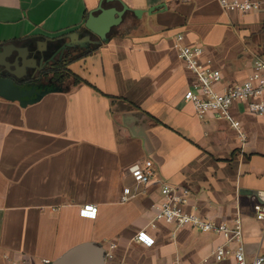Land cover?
I'll use <instances>...</instances> for the list:
<instances>
[{
    "label": "crops",
    "instance_id": "crops-1",
    "mask_svg": "<svg viewBox=\"0 0 264 264\" xmlns=\"http://www.w3.org/2000/svg\"><path fill=\"white\" fill-rule=\"evenodd\" d=\"M254 1L239 12L218 0H0V70L23 88L43 67L61 72L46 79L60 90L36 102L0 97V260L53 262L90 242L111 264H235L214 261L216 233L147 225L159 184L136 188L127 171L146 158L155 178L187 186L201 213L228 221L238 208L246 258L264 254L252 212L264 202V115L232 104L243 141L229 119L198 117L183 99L193 75L173 48L178 34L201 45L220 90L245 80L264 56V0ZM106 21L103 38L86 26ZM84 205L97 207L94 218L79 215ZM141 230L152 246L134 241Z\"/></svg>",
    "mask_w": 264,
    "mask_h": 264
},
{
    "label": "built area",
    "instance_id": "built-area-1",
    "mask_svg": "<svg viewBox=\"0 0 264 264\" xmlns=\"http://www.w3.org/2000/svg\"><path fill=\"white\" fill-rule=\"evenodd\" d=\"M218 2L226 11L247 12L256 7L254 0H218ZM173 48L178 58L193 75L190 87L183 93V99L191 103L198 117L214 112L229 119L240 140H245L246 135L240 127V122L232 117L230 108L235 101H241L245 103V109L250 114L264 115V56L254 59L252 71L245 80L228 83L220 90L217 84L221 80V72L213 66L212 58L204 55L201 45L186 44L183 42V36L178 34L175 36ZM127 171L136 188L144 187L151 182L159 184V197L152 204L153 216L147 225L157 228L161 223L170 227L173 232L181 227H189L200 232L216 233L222 241L212 250L214 261L221 262L233 257L235 264H264V254H256L250 260L246 258L244 230L238 208L230 220L217 221L198 210L191 201V192L187 186L155 178L156 169L151 159L134 161L128 165ZM121 200L126 201L128 197L123 195ZM252 212L264 224V202H255L252 205ZM96 213L97 207L94 205H84L79 209V215L83 217L94 218ZM134 241L147 247L154 243V239L143 230L134 236ZM110 247L113 248V245ZM112 257V253L107 251L103 264H111ZM0 264H22V262L4 254ZM32 264H52V262L43 258ZM169 264L182 263L174 260Z\"/></svg>",
    "mask_w": 264,
    "mask_h": 264
},
{
    "label": "water",
    "instance_id": "water-1",
    "mask_svg": "<svg viewBox=\"0 0 264 264\" xmlns=\"http://www.w3.org/2000/svg\"><path fill=\"white\" fill-rule=\"evenodd\" d=\"M127 8H123V11ZM122 12L116 13L117 17L121 15ZM118 19V18H117ZM111 23L106 21L102 24L99 29H94L92 26L89 27L88 23L86 26L92 29L99 37L103 38L105 33L108 31ZM5 47L1 46L0 50V61L2 56L6 54ZM17 57L15 56L14 65L16 64ZM1 64V63H0ZM7 74L0 70V97L18 101L21 105L28 103H33L39 100L45 93L49 91H58L60 87L58 85L47 84L40 87V91L36 90L34 85L26 88H21L15 83L14 77L18 76L15 71L8 69V66H5ZM105 259V251L101 245L84 242L67 250L60 257L52 262V264H103Z\"/></svg>",
    "mask_w": 264,
    "mask_h": 264
},
{
    "label": "flooded vegetation",
    "instance_id": "flooded-vegetation-1",
    "mask_svg": "<svg viewBox=\"0 0 264 264\" xmlns=\"http://www.w3.org/2000/svg\"><path fill=\"white\" fill-rule=\"evenodd\" d=\"M55 69V66L52 64V65H49V66H46V67H43L42 69H40L37 73H36V77L31 79L29 81V87L34 85L36 87V90L37 91H40V87L42 85H47L48 83L46 82V79L48 77H51V78H55V76L53 74H51L52 70ZM45 70V73H43ZM52 86H53V82L50 83ZM19 86L21 87V85L19 84ZM23 88V87H21ZM26 88V87H25Z\"/></svg>",
    "mask_w": 264,
    "mask_h": 264
},
{
    "label": "trees",
    "instance_id": "trees-1",
    "mask_svg": "<svg viewBox=\"0 0 264 264\" xmlns=\"http://www.w3.org/2000/svg\"><path fill=\"white\" fill-rule=\"evenodd\" d=\"M44 72L43 73H45V70H43ZM60 71H58V68L57 67H55V69L54 70H52V72H51V74H53L54 76H58V75H60ZM68 75L70 74L69 72L67 73ZM74 81L75 82H79V81H81V79H78V78H76V77H74Z\"/></svg>",
    "mask_w": 264,
    "mask_h": 264
},
{
    "label": "rangeland",
    "instance_id": "rangeland-1",
    "mask_svg": "<svg viewBox=\"0 0 264 264\" xmlns=\"http://www.w3.org/2000/svg\"><path fill=\"white\" fill-rule=\"evenodd\" d=\"M56 78H58V77H56Z\"/></svg>",
    "mask_w": 264,
    "mask_h": 264
}]
</instances>
